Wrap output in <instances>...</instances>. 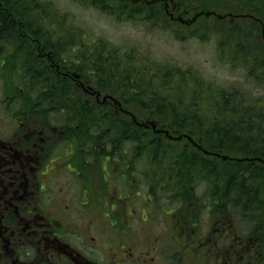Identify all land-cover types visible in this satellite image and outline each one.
<instances>
[{"label": "flooded vegetation", "instance_id": "flooded-vegetation-1", "mask_svg": "<svg viewBox=\"0 0 264 264\" xmlns=\"http://www.w3.org/2000/svg\"><path fill=\"white\" fill-rule=\"evenodd\" d=\"M176 8L167 12L174 21L182 20L181 14L189 15L186 11L177 13ZM23 27L14 26L20 39L4 40L10 34L0 39V85L1 96L4 97L0 103L1 119L5 114L3 122H0V264H153L154 258H149L152 262L134 258L130 248H109L103 254L96 245L88 246L83 241L88 239L82 237L79 226L71 225L65 217L77 219L82 210L91 212L105 204L126 207L127 201L119 198L118 193L116 200L111 199L110 191H127L126 198L133 197L132 190L124 188L130 182L127 172L146 173L147 170L145 167H128L126 172L125 168L119 167V173L111 174V180L103 183V169L93 167L94 164L99 165L101 159L108 161L111 156L119 155L125 160L123 155H129L132 156L126 161L129 165L134 159H150L151 164H160L159 161L166 158L164 151H148L149 140L160 143L163 137H168L158 131L169 128L171 133H176L171 130L172 122L164 120L154 104L160 92L155 77L160 73L154 72L153 67L146 63L137 67L130 65L136 57L129 53L119 55L117 49L105 55L99 45L95 46L93 56L84 53L82 47L78 51L80 56L74 59L64 49L54 47L51 33L45 36L50 40L41 39L37 30L36 37H33L23 33ZM60 43L58 47L67 48ZM88 58L89 62H86ZM9 79L18 81L19 85L9 87ZM23 79L32 83L40 80L38 91L41 90L42 95L54 93L53 80L56 79V92L65 97L77 95V100L74 98L72 103L65 105L67 113L62 110L55 114L46 109L44 115L34 116L40 111L37 99L24 101L9 95L13 88L17 95L37 90L32 83L30 87L23 84ZM149 85H153L154 90L148 89ZM144 95L147 97L143 98L142 101L146 102L143 104L140 98ZM51 101L52 98L49 99ZM48 108H53V105L49 104ZM85 111L94 113L95 118L91 122L86 123ZM113 117L114 126L142 129V140L146 144L136 145L137 150L134 145L127 149L128 153L98 151L101 145L85 150L80 144L85 136L89 142L96 140L91 136L95 132L90 130L92 128H85V124L97 123L102 127V118L108 122ZM149 131L156 136L149 137ZM183 140L186 147L195 146L193 140ZM107 144L115 146L110 142ZM110 186L113 187L110 189ZM146 199L152 201L151 197ZM132 204L137 209L146 202L141 204L139 199H135ZM148 214L149 210L139 217L140 220L150 223ZM111 217L116 219V215ZM112 226L117 229L114 224ZM70 237L86 245L87 254L70 243L67 240ZM176 255L178 253L173 255L174 260L169 257L170 264H180L181 260H177ZM245 261L251 262L252 258L246 257Z\"/></svg>", "mask_w": 264, "mask_h": 264}, {"label": "rangeland", "instance_id": "rangeland-1", "mask_svg": "<svg viewBox=\"0 0 264 264\" xmlns=\"http://www.w3.org/2000/svg\"><path fill=\"white\" fill-rule=\"evenodd\" d=\"M14 1L19 7L25 4L29 5L31 16L26 21L25 27L32 26L34 29L38 26L35 15L40 13L33 9L42 6V3L47 6L48 3V7L56 13V22L53 14L52 22L43 25L41 36L45 37L47 31L53 30V40L56 47L58 42H68L67 44L64 43L67 48H57L64 49L67 55L74 59L80 56L78 51L82 47L88 56H93L96 45L100 46L105 55L109 54L111 50L117 49L119 55L129 53L136 57L130 61V65L137 67L140 63H146V65L153 67L154 72L163 75L171 70L174 72L191 70L193 71L192 74L207 83V88L212 90L213 94L223 91L230 93L238 89L245 95L246 101L259 107H262V104L264 106V78L251 77L242 66L241 59L229 57V51L220 44L224 43L222 40L226 34L218 30L214 18L201 20L198 17L193 24L169 20V24L166 26L163 23L161 26H153L145 20L108 15L96 9V6L90 2L87 4L76 0ZM192 13L197 12L194 10ZM216 13H219L218 15L224 14L220 10ZM63 16L66 17L65 24L58 23ZM183 18L187 19V16L184 15ZM238 23L240 22L238 21ZM100 24L105 27L100 28ZM76 32L78 37H71L73 34L77 36ZM255 35L257 39L262 36L259 31ZM60 38L62 39L60 40ZM212 40H215V46L208 48L207 45ZM229 49H231L230 45ZM205 60L215 67L227 64L231 65L234 71L241 69L242 79L237 83L227 84L223 87L218 86L202 73L200 65ZM86 62H89V58L86 59ZM8 82L10 87L19 85V82L14 79ZM53 83L55 86L58 85L56 79L53 80ZM174 83V79L169 81L170 86ZM1 91L2 86L0 85V103L4 99L1 96ZM9 95L11 98L17 99H30L31 97L28 92H24V95H17L14 88ZM76 96L67 95L62 101L61 99L56 100L52 96L45 100L42 97V104L38 108L44 112L46 109L49 112L54 111L55 114L62 112V110L67 113L68 110L65 109V105L72 103ZM50 98H52L51 102H49ZM63 101L64 103H62ZM49 104L53 105V108L49 109ZM205 106L207 107V105ZM202 107L204 111L207 109ZM208 112L210 113V110ZM39 113L42 114L38 111L34 116H39ZM4 118L5 114L2 119L0 116V122H3ZM89 118L90 115H85V119ZM91 125L85 126V128H92L90 130L93 132L97 131L96 134H91L96 140L91 139L89 142L85 136V139L80 143L85 150H89L92 146L101 145L97 148L98 151L112 152V154L114 152L128 153L127 149L135 145L130 141V138L109 136L108 134L112 132L110 127ZM187 134H190L196 142L201 144L202 137L199 134L194 132ZM107 142L115 146L111 147ZM163 142L172 143L178 149L189 148V145L186 147L184 140L179 143L166 139ZM107 145H109L108 148L104 150ZM134 147V149H138L136 145ZM205 156L213 157L211 155ZM123 157L125 160L119 155L111 156L108 161L101 159L100 164H94L93 167L103 169V183L111 180V174L112 176L117 175L120 171L119 167L125 168L126 172L129 171L128 167L147 168L146 173L127 172L130 182L124 188L131 189L133 197L127 199L126 196L129 193L127 191H110L111 199L116 200V193H118L119 198H124L129 207L122 206L119 208L115 207L116 204H113L114 206L105 204L91 210V212L82 210V215H77V219L71 216L65 217V220L71 225L77 224L79 226L82 237L88 239V241L83 239L88 246L96 245L95 247L101 249L103 254L109 248H117L118 250L122 247L130 248L134 258L144 259V262H152L151 259L154 258L153 264H170L169 257L174 260L173 255L176 253L178 255L175 258L181 260L180 264L263 263L264 247L259 245V235L250 232L252 223L246 221V217L244 220L229 218L224 202H220L219 195L216 196L213 192L212 195L210 194L208 188L210 185L204 180L186 176L180 179L179 169L174 166L175 164L180 165L179 160L175 162L164 159L159 161L160 164H151L150 159H134L130 162L132 166L130 164L129 166L126 161L132 156L123 155ZM117 163H120V166H117ZM261 167L264 168V165L261 164ZM185 181H187V185H185ZM112 187L110 186V189ZM186 188L188 190H185ZM146 197H151L152 201H147ZM135 199H139L141 204L143 201L146 204L136 209L135 205L132 204ZM148 210L151 222L144 223L139 217L147 214ZM230 210L235 212L234 208H230ZM112 215H116V219L113 220ZM120 216L124 218L121 219ZM125 216H127L126 219ZM113 224L117 229L112 226ZM67 240L87 254V247L82 242L71 237ZM146 254L148 255L146 256ZM243 255L245 258H252V261L246 262ZM104 257L109 256L105 255Z\"/></svg>", "mask_w": 264, "mask_h": 264}, {"label": "trees", "instance_id": "trees-1", "mask_svg": "<svg viewBox=\"0 0 264 264\" xmlns=\"http://www.w3.org/2000/svg\"><path fill=\"white\" fill-rule=\"evenodd\" d=\"M76 1L87 4L90 2L96 6V9L111 16L145 20L153 26H161V23L166 26L169 20L172 22L167 14L166 0ZM176 1L177 13L195 10L201 20L214 18L218 30L227 35H224L222 40L224 43L220 44L229 51V57L241 59L242 66L251 77L264 78V0ZM30 9L28 4L19 7L14 0H0V39L5 34H10L7 39L13 41L20 39L19 31L14 26L25 25L31 16ZM33 10L41 14L35 15L38 25L52 22L53 14L55 21L56 13L48 7V3L47 6L42 3V6ZM218 10L224 14L218 15L220 13H216ZM65 18V16L61 17L58 23L65 24ZM226 21L228 22L225 23ZM39 29L37 32H40ZM257 31L262 35L261 38L259 36L257 39L255 35ZM23 33L32 36L35 34L27 29H23ZM192 72L171 70L159 75L155 80L156 83L159 82L156 84V87L160 88L159 98L154 104L164 120L172 122V130L179 134L188 132L199 134L202 142L197 144L205 151L213 153L211 155L213 157L205 156L201 149L193 145H189L186 149H178L172 143H159L155 140L148 141L149 151H164L167 153L166 160L175 162L179 160L180 165L174 166L179 169L180 179L185 176L196 177L207 182L210 185L208 187L210 194L212 195L213 192L214 195H219L220 202H224L227 207L228 217L233 220L237 218L244 220L246 217V221L252 223L250 232L259 235V245L264 247V168L259 162L232 159L247 157L264 160V106L262 104V107H259L246 101L245 95L238 89L235 92L223 91L213 94V91L207 88V83ZM171 79L175 81L172 86L169 85ZM151 86L154 87L149 85L148 89L154 90ZM210 88L212 89V86ZM152 95L156 94L152 93ZM50 96L61 101L64 98L62 94L55 92L50 95L41 94L38 98L42 100L43 97L45 100ZM146 97V95L142 96L140 102L143 103L142 100ZM202 106L207 109L204 111ZM89 114L91 116L85 119L86 123L94 119L93 112L85 111L86 116ZM101 123L102 127L109 126L112 129L111 137L130 138V141L139 147L146 144L142 140L144 134L142 129L114 126V117L108 122L102 118ZM148 135L156 136L151 131ZM217 153L226 155L229 159L217 158L214 155ZM220 166L222 167L218 170ZM187 188L185 190H188ZM230 208H234L235 212ZM262 262L264 263V258Z\"/></svg>", "mask_w": 264, "mask_h": 264}, {"label": "clouds", "instance_id": "clouds-1", "mask_svg": "<svg viewBox=\"0 0 264 264\" xmlns=\"http://www.w3.org/2000/svg\"><path fill=\"white\" fill-rule=\"evenodd\" d=\"M100 28H104L103 24L99 25ZM215 40H212L207 45L208 48H214ZM202 73L211 81L216 83L218 86H225L231 83H237L242 79V70L236 69L235 71L231 68V65H222L215 67L207 60L203 61L200 65Z\"/></svg>", "mask_w": 264, "mask_h": 264}, {"label": "bare ground", "instance_id": "bare-ground-1", "mask_svg": "<svg viewBox=\"0 0 264 264\" xmlns=\"http://www.w3.org/2000/svg\"><path fill=\"white\" fill-rule=\"evenodd\" d=\"M31 27H32V26H31ZM42 33H43V32H42ZM15 40H16V39H15ZM20 43H21V42H20ZM15 44H16V43H15ZM18 45H19V44H18ZM23 45H24V44H23ZM23 47H24V46H23ZM23 47H22V49H23ZM28 48H29V47H28ZM68 51H69V50H68ZM68 51H67V52H68ZM23 52H24V51H23ZM101 69H102V68H101ZM105 70H106V69H105Z\"/></svg>", "mask_w": 264, "mask_h": 264}, {"label": "water", "instance_id": "water-1", "mask_svg": "<svg viewBox=\"0 0 264 264\" xmlns=\"http://www.w3.org/2000/svg\"><path fill=\"white\" fill-rule=\"evenodd\" d=\"M224 159H227V157H224ZM245 160H248V159H245Z\"/></svg>", "mask_w": 264, "mask_h": 264}]
</instances>
